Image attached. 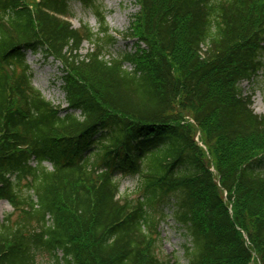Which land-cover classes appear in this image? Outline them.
<instances>
[{
    "label": "trees",
    "instance_id": "16d2710c",
    "mask_svg": "<svg viewBox=\"0 0 264 264\" xmlns=\"http://www.w3.org/2000/svg\"><path fill=\"white\" fill-rule=\"evenodd\" d=\"M73 1L97 32L73 28ZM137 2L114 33L97 0H0V264H171L168 207L186 264H264V116L241 88L264 72V0ZM119 38L140 44L106 59ZM28 53L62 65L66 108L33 86ZM119 175L139 178L136 201Z\"/></svg>",
    "mask_w": 264,
    "mask_h": 264
},
{
    "label": "rangeland",
    "instance_id": "374dc122",
    "mask_svg": "<svg viewBox=\"0 0 264 264\" xmlns=\"http://www.w3.org/2000/svg\"><path fill=\"white\" fill-rule=\"evenodd\" d=\"M29 3H35V0H28ZM97 6L105 12L107 18V25L114 33H126L135 22V17L141 13V7L137 0H97ZM74 15L71 23L75 29H79L82 25H87L95 32L100 28L98 19L93 9H88L82 4L73 1L71 3ZM152 41L153 47L154 39ZM136 44H140L131 40H124L119 38V42L111 53L107 55L106 59L117 57L122 51L132 50ZM143 47V46H142ZM92 49V45L88 42L83 44L81 51L82 55L88 53ZM179 55V53H178ZM178 61L181 58L177 59ZM27 61L33 72V86L39 90L43 96L51 101L55 106L66 108L65 95L63 92V67L60 63L54 61L52 58H47L43 53H28ZM129 67V66H128ZM244 95H251L253 98L254 111L264 116V72L251 82H244L241 85ZM175 109L185 116L186 122H192L191 112L188 109H183L181 105L176 104ZM195 140L198 145L203 149L206 159L210 162H215L214 156L209 155V148L205 143V133L200 128H195ZM223 148L218 147L214 153L222 154ZM211 171L216 174L214 165H211ZM117 180L120 184V196L136 201L140 195V181L138 177H122L118 176ZM226 197V195H224ZM226 201V200H225ZM227 203L230 211L232 212V204ZM13 212L11 206L5 202H0V216L5 217ZM164 218L159 225L161 235V242L157 249L158 255L163 261H171V264H186L184 258L183 244L184 231L176 224L172 214V208H165ZM160 214V212H158ZM40 264H52L48 256H40L38 258ZM251 264H260L257 255L254 254V260Z\"/></svg>",
    "mask_w": 264,
    "mask_h": 264
}]
</instances>
